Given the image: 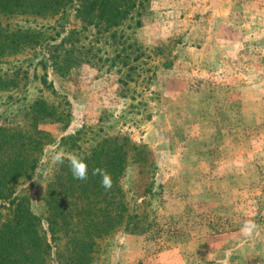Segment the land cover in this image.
<instances>
[{
    "label": "rangeland",
    "instance_id": "374dc122",
    "mask_svg": "<svg viewBox=\"0 0 264 264\" xmlns=\"http://www.w3.org/2000/svg\"><path fill=\"white\" fill-rule=\"evenodd\" d=\"M141 14L124 27L143 55L131 73L72 9L0 11L1 31L33 34L0 59V127L46 134L39 168L16 194L45 219L54 158L70 157L62 138L82 134L83 150L117 139L129 153L121 186L147 230L97 239L95 264H264V0H148ZM73 30L82 46L56 69L50 48ZM37 103L49 111L35 122ZM11 214L0 202V226ZM248 222L251 235L241 232ZM62 238L46 264L65 263Z\"/></svg>",
    "mask_w": 264,
    "mask_h": 264
},
{
    "label": "trees",
    "instance_id": "16d2710c",
    "mask_svg": "<svg viewBox=\"0 0 264 264\" xmlns=\"http://www.w3.org/2000/svg\"><path fill=\"white\" fill-rule=\"evenodd\" d=\"M148 0H0V11L5 15H32L56 17L72 9L84 30L103 31L111 50L114 66L129 72L139 70L142 49L126 33L125 25L141 11ZM77 30L70 31L50 51V62L58 69L67 60L71 67L77 55ZM33 34L25 29L0 30V59L14 56L31 44ZM72 45L69 50L67 46ZM65 49V50H64ZM64 52L66 58L59 54ZM47 64V63H46ZM5 85L0 75V87ZM40 103L31 106V118L37 122L46 118L49 110ZM46 134L36 126L29 134L15 133L0 127V202L9 204L11 216L0 226V264H46L53 250L64 236L66 261L61 264H95L93 250L97 239L126 226L130 233L147 230L141 216L130 213L121 180L125 174L129 153L119 140H104L83 150L81 135L63 137L61 146L69 156L76 155L88 165L86 181L72 177L68 158L58 164L47 186V217L44 219L31 210V200L16 194L18 183L30 180L39 168ZM101 168L111 176L112 187L105 190L101 177L92 170ZM47 228L42 230L44 225ZM51 239V240H50ZM56 248H58L56 246Z\"/></svg>",
    "mask_w": 264,
    "mask_h": 264
},
{
    "label": "clouds",
    "instance_id": "9594fccd",
    "mask_svg": "<svg viewBox=\"0 0 264 264\" xmlns=\"http://www.w3.org/2000/svg\"><path fill=\"white\" fill-rule=\"evenodd\" d=\"M55 162L57 164L62 165L64 163V155L63 153H58L55 156ZM69 168L72 174L73 179L79 181H86L89 178V170L87 163L80 157L76 155H71L69 158ZM93 176H100L101 177V186L107 191L110 190L112 187V180L110 174L107 173L106 170L101 168H95L92 170ZM256 226L248 222L245 226L241 229V232L245 235H251L252 231Z\"/></svg>",
    "mask_w": 264,
    "mask_h": 264
},
{
    "label": "crops",
    "instance_id": "0c3cea01",
    "mask_svg": "<svg viewBox=\"0 0 264 264\" xmlns=\"http://www.w3.org/2000/svg\"><path fill=\"white\" fill-rule=\"evenodd\" d=\"M221 236H224V235H221ZM227 238H230V235H228V237Z\"/></svg>",
    "mask_w": 264,
    "mask_h": 264
}]
</instances>
